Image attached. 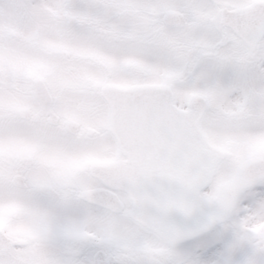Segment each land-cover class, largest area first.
<instances>
[{"label":"snow or ice","instance_id":"obj_1","mask_svg":"<svg viewBox=\"0 0 264 264\" xmlns=\"http://www.w3.org/2000/svg\"><path fill=\"white\" fill-rule=\"evenodd\" d=\"M0 264H264V0H0Z\"/></svg>","mask_w":264,"mask_h":264}]
</instances>
